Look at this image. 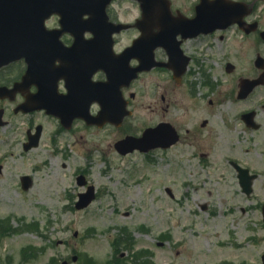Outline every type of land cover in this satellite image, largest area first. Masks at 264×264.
<instances>
[{
	"label": "rangeland",
	"instance_id": "obj_1",
	"mask_svg": "<svg viewBox=\"0 0 264 264\" xmlns=\"http://www.w3.org/2000/svg\"><path fill=\"white\" fill-rule=\"evenodd\" d=\"M171 1L183 10L194 2ZM113 8L123 22L138 13L134 0H119ZM214 53L212 48L208 58L192 66L188 83L194 84L195 100L183 93L171 101V89L164 92L167 79H159L162 89H156L155 80L141 77L131 89L133 115L124 129L88 126L82 120L65 129L54 116L15 115V105L8 104L9 123L0 129V161H6L0 177V220L7 221L0 264H262L264 88L247 101L231 98L232 78L250 77L255 56L238 62L232 75ZM204 72L210 86L203 82ZM245 103L259 109L263 128L238 143L225 125H236L234 114ZM168 104L166 119H177L175 124L184 129L209 119L216 126L214 135L225 130L223 140L232 139L233 151L220 150L222 139H217L216 151L204 157V147L195 154L184 144L166 152L122 156L115 144L163 120ZM38 125L43 127L38 147L24 151L27 129L35 131ZM247 147L250 152L242 151ZM230 159L249 164L250 174L257 176L250 195L243 192ZM23 175L34 181L27 191L19 185ZM80 175L85 186L78 184ZM90 186L96 199L77 210L78 194Z\"/></svg>",
	"mask_w": 264,
	"mask_h": 264
},
{
	"label": "flooded vegetation",
	"instance_id": "obj_2",
	"mask_svg": "<svg viewBox=\"0 0 264 264\" xmlns=\"http://www.w3.org/2000/svg\"><path fill=\"white\" fill-rule=\"evenodd\" d=\"M117 1L118 0H116L115 3ZM198 1L199 0H194V2L192 1V6H189L188 10L172 7V19L177 20V18L180 17L181 19L189 20L193 18L196 11L195 6ZM236 1L245 2L249 5V7L245 9V15L241 20V25L233 24L230 26H220L215 30L206 33H200L197 36H192L193 33L191 31H188L185 26H176L171 32L162 35V37L164 38L162 42L154 40L155 36L159 34V30L157 28H154V30L151 31L148 35L152 37L150 43L151 48L137 46L139 47H136L137 50H135V48L133 51H131L132 53L129 64L132 68H136L142 63L148 64L144 68L145 70H142L139 73L138 78L133 81L128 88H123L124 95L126 96L127 94H129V99L135 98L132 97V94L134 95V93L131 92L132 87L137 83V81H139L141 77H143L144 75H148L153 81L155 80L153 82V85L156 87V89H162V82H160L159 79L168 80L170 84H168L169 86L165 84L166 89L164 92H167L169 89H171L169 91V98L175 97L178 99V97L184 93L188 98L195 100V87L194 84H191V82L188 83V78L191 75L192 66L201 62L202 58H208L209 56L207 55L212 50V48H215L216 58L221 61H226V71L232 75L233 72L237 71L238 69V62H240L243 58H249L252 54L255 56V60L253 63V68L255 69L252 70L253 72L250 77L241 75L239 78H235V76L232 78L231 82L233 85L228 91L231 98H236V100L239 102L247 101L254 94V92H256V90H258L259 88H264V0ZM135 4L137 5L138 9L137 16L134 17L131 22H129L130 26L127 30H123L115 36L114 52L116 53V55L122 54L129 47H131L132 44L135 43V41H137L144 35L140 26H138V22L142 19V11L139 4H137L136 2ZM112 8L113 7L110 6V8L108 9L110 19L114 20L116 23H119L121 20H119L117 15L115 16V12L113 13L114 8ZM55 18L56 17H53L52 19ZM49 28H58L56 19L54 20L53 24L49 25ZM28 35L34 36L35 33H30ZM85 36L87 38L90 37L89 34H85ZM124 39L125 41H123ZM60 41L66 47H71L74 42V37L71 34L65 33L60 35ZM46 54H49V56L56 59L54 61V64L56 66L62 64V59L59 53L55 51H47ZM153 61V65L156 66H152ZM228 64L233 65V68H231L229 71L227 68ZM78 65L76 66L77 69H79ZM150 66L152 67L150 69H147ZM84 68H87V65H85ZM27 70L28 64L24 59L12 62L4 68L0 69V88L3 87L8 89L6 92L0 93V113L2 114L0 118V129L5 128L9 123V121L7 120L9 110V107L7 106L8 104L15 105L13 107V114L15 115H31L36 112L44 111L37 110L26 112L25 110L28 108L23 107L24 109H18V107H22V105L25 106V104L28 103L27 98L31 97L39 90H41L42 92L45 91L44 93L46 94H56L57 92L66 93L68 91L66 80L63 78H58L57 75L52 78H48L45 73H36V76H38L36 79H34L33 81H30L29 79L26 80ZM76 79L77 82L72 83L71 87H76L80 84L85 83L83 82V80L80 81L79 77H76ZM104 79L105 75L102 71H96L92 77V80ZM244 79L259 80L261 83L260 85H257L255 88H253L246 97H242L243 93H241V85ZM206 85L210 86V84ZM11 89L15 90L13 92H10ZM161 97L162 101L166 100L165 95H162ZM174 101H176V99H174ZM130 102L131 100L128 101L129 108ZM178 103L179 102L177 100L176 104H174L173 106L177 105ZM209 104L211 105L210 107L215 104L213 98L209 100ZM30 105L31 104H28V106ZM221 105H223V103L219 104V106ZM169 107L170 105L168 104L167 107L163 109V117L165 118L155 123L154 125L149 126L148 128H155L162 124H169V126H171L178 134L179 140L176 144L170 147L162 149L157 148V150L155 151L166 152L180 144H184L195 154L197 151H201L202 147H204V149L206 150V152L202 153V157H204L205 155L209 156L216 151L217 139H222V141H220L218 144V148L220 150L233 151L232 146L230 145L232 139L229 138L228 140H223L226 134L225 130L222 132H217L214 135L213 130L216 126L209 119H204L203 121H201V123H199V125L198 123H196L192 127L184 129L182 126H178L175 124L177 123V119H171V121L166 119L167 113L170 111ZM229 114H231V112L226 111V115ZM234 116L236 119V125L226 124L225 126L229 129L231 137L234 136V138L238 140V143H240L242 140H245V135L248 132L260 131L263 128L260 120L258 119L259 109L256 108L255 104L253 106L252 104L245 103L241 108L236 110ZM131 118L132 117L125 118L120 129H124L129 124L128 122ZM38 126L35 127V131L32 126L27 129L28 140L30 139V137L32 138V135L36 132ZM209 126H213V128L211 130L209 129L208 134H202L209 128ZM173 129L170 128L167 129V131L171 132ZM143 132L140 135L137 133L129 135L138 138L142 136ZM156 141L161 145H167L165 143L164 137L161 140ZM25 144L26 143H24V145ZM246 149L248 150L245 151ZM30 150L32 149L25 150L24 146V151ZM242 151L246 153L250 152L248 147L244 148ZM135 153L139 152L135 151ZM4 162L6 161H0V177L5 171L3 164ZM242 163L239 162L238 159H230L229 161L230 166L236 172L239 173L240 170L246 169L249 173L250 171L247 167V165L249 164L245 165ZM25 176L26 175L19 176L18 179L19 185L23 190L25 185ZM33 182V179H31L30 188L33 186ZM2 220L3 219L0 220V241L1 239H3L2 236L5 229V226H3V224L7 225V221L5 223H2ZM65 261L63 262L67 264V262Z\"/></svg>",
	"mask_w": 264,
	"mask_h": 264
},
{
	"label": "water",
	"instance_id": "obj_3",
	"mask_svg": "<svg viewBox=\"0 0 264 264\" xmlns=\"http://www.w3.org/2000/svg\"><path fill=\"white\" fill-rule=\"evenodd\" d=\"M111 1L112 0H0V67L9 62L12 58H18L22 56V54H26V50L32 49V47L29 46L34 45L30 43L33 42L34 39L31 38L29 40L28 38L27 40L25 38L27 37L25 33H34L35 30L41 29L44 26L45 20L54 13L60 15V23L65 27V30H69L74 34L76 44L80 45L81 48L88 49V52H92V50L101 47L102 49H109V53H106L108 57L105 55L100 61H97V58H95V60L93 59V55H91L93 53L86 55V57L89 56L90 60L88 63L90 66L95 65L96 67V64H98L97 66L100 65L101 69L107 73L108 80L106 82L93 84L90 82L89 78L86 79L83 77L85 78L83 80L86 81L85 84L83 86L69 88V94L64 96L61 100L63 101V106H60L59 100H55L51 107L36 106L32 108H45L49 114L58 116L65 128H71L74 119L77 118L84 119L88 124L98 125L99 127H102L108 122L120 126L123 118L130 114L126 110L127 104L123 101V95L120 89L125 85H129L130 82L137 77L139 71L145 69L137 68L131 70L128 65V60L130 58L128 52L120 55V57L114 56V54L111 53L110 42L112 34L115 32L116 28L118 31L121 28H125L123 25L115 26L109 22L108 16L106 15V8ZM138 1L143 11V18L139 21V26L142 28L144 36L135 42L132 49L138 44L143 46L149 44L152 37L148 35L154 28L159 30V34L155 36V39L153 38L157 41H163L162 35L174 29V22L170 19L171 3L169 0ZM245 7L246 5L243 3L232 2L230 0H200L197 6V18L192 22L200 28L198 29L199 32H206L201 30H213L218 26L231 25L240 22V14ZM85 14L89 15V19H84ZM76 30H78V34L74 32ZM85 30L94 33V38L89 41V44H86V40L83 37ZM99 30H101L100 35H98ZM100 39L105 41L104 46H95L97 45V40ZM27 54L30 55L31 53ZM69 58H74V56ZM123 58L126 59V62L123 61L126 67L121 70L118 66L120 62L116 59L122 61ZM63 65L64 67H70L69 63H64ZM128 67L129 70H127ZM151 67L152 66L147 69ZM231 67L232 66L229 65L228 70H230ZM32 68L34 69V66ZM67 73L70 78L74 77L71 71ZM91 74L92 73H90V75ZM74 79L75 78L69 80L73 81ZM259 83V80H243L242 97H246ZM1 91L2 89H0V92ZM94 102L100 103L103 110L98 117H93L90 114V106ZM33 104H35L34 100ZM1 116L2 114H0V118ZM167 129H170L168 125H160L154 129H147L141 138L136 139L129 136L117 142L115 147L122 154L133 152L135 149L146 152L149 149L159 146L157 143L152 146L146 144H148L153 137L154 140H160L161 136L165 138V142H168L165 147L170 146L178 141V135L174 130L167 135H163ZM40 136L41 127H38L36 135L32 138L30 137L29 143L25 144V149L28 150L38 146ZM243 173H247V171ZM239 178L244 191L250 194L252 192L251 186L254 177L245 176L241 173ZM24 181V189H28L31 186V180L26 177ZM78 183L80 185H85V177H78ZM94 199V188L89 187L86 193L79 194V201L76 203V208L84 209L89 206ZM74 260H76V258H74ZM262 261L264 264V255L262 256Z\"/></svg>",
	"mask_w": 264,
	"mask_h": 264
}]
</instances>
